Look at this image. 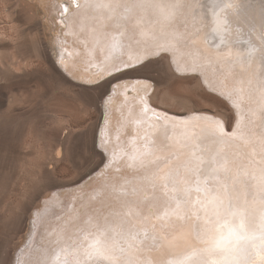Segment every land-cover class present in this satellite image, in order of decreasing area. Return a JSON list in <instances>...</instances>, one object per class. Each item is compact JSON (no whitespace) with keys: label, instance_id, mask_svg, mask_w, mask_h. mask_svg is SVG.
<instances>
[{"label":"bare ground","instance_id":"6f19581e","mask_svg":"<svg viewBox=\"0 0 264 264\" xmlns=\"http://www.w3.org/2000/svg\"><path fill=\"white\" fill-rule=\"evenodd\" d=\"M240 1L189 0V7L183 14L185 29L182 30L183 26L177 22L174 36L161 35L153 25V17L140 10L136 0H86L73 17L66 23H60L66 27L63 32L65 38L71 37L77 45L66 48L64 38L66 47L62 44L59 55L56 54L57 60L63 69L70 68L74 74L78 72L77 78L87 73L91 76L96 71L98 77H105L117 67H124V55L136 63L160 49H166L181 65L180 68L188 67L200 72L212 89L229 96L231 102L240 107L238 115L241 120L234 133L226 137L219 134L222 133L220 119L189 117L176 122V118L184 115L170 119L155 115L149 109L145 102L146 85L135 81L118 87L104 103L108 113L100 129L99 143L107 152L108 165L119 163L135 170L142 169V174L127 180L126 186L114 189L120 196L114 197L118 205L106 213L83 210L86 215L75 210L76 205H73L72 211L69 209L70 213L66 214L68 219L61 220V216L59 221L62 224L48 226L49 236L46 242L45 239L41 242L43 245H36L42 238L38 232L43 229V216L35 213L37 232L27 249L16 256L15 264H197L201 247L198 238L204 237L207 229L213 226L223 232L224 243L233 249L231 264H264V213L260 212L264 204V137L261 135L257 140L245 135L243 120L247 112L243 104L239 105L248 95L255 103V110L249 108V112L255 114L253 120L264 115L261 99L264 96V45L256 42L263 41L264 37L260 28L258 32L250 31L255 41L254 36L248 33L244 36L247 17L252 20L258 13H249L252 16H248L244 11L247 10L244 8L246 4ZM27 19L40 21L32 11L27 12ZM238 40H246L247 43L242 45ZM81 44L84 51L79 48ZM151 45L153 47L148 51ZM18 65L19 62L13 61L10 67L17 68ZM217 66L222 67V72L235 73L239 86L223 92L221 81L209 75L219 72L212 70ZM153 71L164 72V69L148 62L146 67L116 79L128 76L138 81L150 80ZM83 77L82 80L87 82L97 79L87 75ZM107 84L98 87L99 95H103ZM224 84L226 88L227 84ZM128 89L137 90L138 94L127 96ZM119 97L121 101H117ZM114 105L120 122L116 131H111ZM261 124L264 127V119ZM122 134L126 139L121 138ZM211 161L214 162L213 167L227 170L220 180L224 190L213 181L217 173H208ZM199 167H202L200 173ZM193 176L198 182H194ZM250 177L255 179V186ZM204 179L209 182H204ZM211 183L226 195L225 201L218 194L210 195L208 187ZM251 190H255L256 197L248 199ZM65 209L64 212L67 211ZM245 213L249 218L248 224L253 226L249 232L244 226ZM20 240L21 237H16L8 242L1 252L0 261L10 260L14 264L11 249Z\"/></svg>","mask_w":264,"mask_h":264},{"label":"rangeland","instance_id":"374dc122","mask_svg":"<svg viewBox=\"0 0 264 264\" xmlns=\"http://www.w3.org/2000/svg\"><path fill=\"white\" fill-rule=\"evenodd\" d=\"M244 1L245 3L243 0L240 2L246 4L244 8L247 10L244 11L247 15L253 12L259 14H257L258 18L256 14H252L255 18L252 20L247 17V22L244 24L247 32L244 36L246 37L247 33L254 36L250 31L258 32L260 28L263 35L260 34L264 37L262 24L264 0H254V2L248 0V2L252 1L250 5L246 3L247 0ZM85 2L86 0H0V255L11 239L21 237L20 243L13 248L14 251L11 249L14 264L17 261L16 256L27 249L37 232L38 226L35 221L38 214L44 217H42L44 224L41 226L43 231L38 232L39 238L41 236L42 238L38 239L36 245H43L41 242H44V239L46 242L49 227L53 224H62V221H59L61 216H63L61 220L68 219L66 214L72 211L75 207L73 205H76L75 210L82 213L85 210L92 213L97 211L106 213V210L118 205L114 197L120 196L114 189L126 186L129 180L142 174V169L135 170L128 166H120L119 163H114V166L111 163L108 165L107 152L99 143L100 129L108 113L104 103L118 87L134 84L135 81L147 85L146 100H144L155 115L157 113L170 119H175L176 115H184L182 118H176L174 120L176 122L189 117L217 118L220 119L223 129L225 128L223 133L219 134L226 137L234 133L241 120L238 115L240 107L232 103L229 96L212 89L205 83L200 72L188 67L180 68L181 65L174 61L168 51L164 53L165 58L156 59L151 55L150 61L147 57L136 63L124 55L122 59L130 60L131 64L128 67H121V71L115 69L101 78L98 77L97 71L91 76L87 73L77 78L78 72L74 74L71 73L70 68L63 69L57 60L60 48L67 44L65 47L70 49L71 45L77 44L71 37L65 38L63 32L66 27L60 23L62 21L66 23L67 19L73 17ZM253 6L257 10L259 9L257 7H260L261 11H256ZM30 11L36 14L40 21L28 20L27 12ZM208 15L210 16V13ZM181 17L177 22L181 27L183 26V30L185 21L183 15ZM64 38L66 44L63 42ZM252 38L255 41V36ZM238 41L242 45L246 42V40ZM256 42L264 45V40L261 41L263 44L258 40ZM152 47L153 45L149 46L148 51ZM79 48L84 51L82 44ZM11 60L19 62V68L10 67L13 62ZM141 61L158 64L163 67L164 72L153 71L152 79H140L141 82L128 76L116 79L121 75L135 72L133 66ZM221 68L219 66L212 68L214 72H219L209 75L221 81L222 91H231L239 86L237 75L227 70L222 72ZM86 75L97 79L91 82L83 81V76ZM224 82L227 84L226 88ZM104 83H108L106 90L103 95H99L98 87ZM137 94V90L128 89L126 95L131 97ZM246 96V99L239 104H243L247 112L243 120L246 125L244 130L247 131L245 135L259 140L261 135L262 138L264 137V127H261L264 115L253 120L255 114L249 112V108L255 110V103L248 95ZM117 101H121V97L117 98ZM119 122L120 115L114 105L111 131H116ZM260 131L262 134H259ZM127 132L131 133L130 130ZM121 136L126 139L125 134ZM235 141L240 143L239 140L235 139ZM255 162L259 164L257 159ZM213 164L214 162L211 161V169L208 173L209 175L213 172L217 173L213 181L224 190L225 186L220 180L223 174H227V170L224 167H213ZM110 165L112 167L109 168ZM200 172L202 167L198 168V173ZM192 179L198 182L196 176ZM250 179L254 181L255 186V179L252 177ZM203 181L209 182L206 179ZM208 189H211L210 195L218 194L222 201L226 200V195L212 183ZM128 192L131 193V190L129 189ZM253 196L256 197L255 190L249 192L248 199ZM58 197L59 199L56 200ZM90 199L92 203H89ZM195 200L193 197V202ZM112 202L115 204H111ZM232 203L238 204L237 201ZM65 208L67 211L64 212ZM44 211L47 213L44 214ZM245 214L244 226L249 232L253 226L248 224L249 218L247 213Z\"/></svg>","mask_w":264,"mask_h":264},{"label":"clouds","instance_id":"9594fccd","mask_svg":"<svg viewBox=\"0 0 264 264\" xmlns=\"http://www.w3.org/2000/svg\"><path fill=\"white\" fill-rule=\"evenodd\" d=\"M140 10L153 17V25L163 36H174L176 24L185 10L189 7V0H136ZM264 102V96H262ZM264 213V204L260 207ZM199 259L197 264H231L233 249L224 243L223 232L217 228L209 227L202 238H198Z\"/></svg>","mask_w":264,"mask_h":264},{"label":"snow or ice","instance_id":"6c2138e0","mask_svg":"<svg viewBox=\"0 0 264 264\" xmlns=\"http://www.w3.org/2000/svg\"><path fill=\"white\" fill-rule=\"evenodd\" d=\"M166 51H167L166 49H160L156 53H153L152 57H155L156 59L165 58L164 53ZM152 57H149V61L151 60ZM149 61H141L139 64L133 66V70H138L140 68L146 67V65ZM122 63L124 64L125 67H128L129 64H131V61L130 60L129 61H123ZM116 71H121V69L117 67ZM145 88H147V85L145 86ZM219 127H220L221 132L223 133V126L220 125ZM142 162L143 161H141V163ZM0 264H11V261L10 260H3V261H0Z\"/></svg>","mask_w":264,"mask_h":264}]
</instances>
